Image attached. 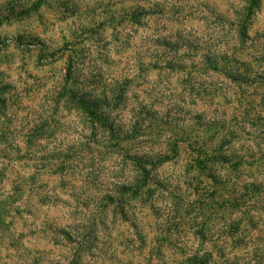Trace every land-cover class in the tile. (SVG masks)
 Here are the masks:
<instances>
[{
    "label": "rangeland",
    "instance_id": "obj_1",
    "mask_svg": "<svg viewBox=\"0 0 264 264\" xmlns=\"http://www.w3.org/2000/svg\"><path fill=\"white\" fill-rule=\"evenodd\" d=\"M246 7L245 0H0V264H185L183 255L198 250H213L211 264H264V196L245 207L256 223L235 231L237 243L227 227L236 213L169 216L175 195L196 197L193 177L212 185L192 171L197 154L186 142L210 145L215 119L235 131L238 149L264 137V0L248 13L242 42L236 24ZM217 54L249 60L247 83L203 69ZM170 60L185 69L168 68ZM79 98L98 101L116 130L100 128ZM154 117L161 120L152 126ZM170 124L191 136L178 152L165 145ZM164 154L149 167L164 187L130 209L140 242L110 197L138 174L132 157ZM233 181L219 189L220 202ZM169 227L159 261L157 239Z\"/></svg>",
    "mask_w": 264,
    "mask_h": 264
},
{
    "label": "trees",
    "instance_id": "obj_2",
    "mask_svg": "<svg viewBox=\"0 0 264 264\" xmlns=\"http://www.w3.org/2000/svg\"><path fill=\"white\" fill-rule=\"evenodd\" d=\"M245 1L247 2V13L244 14V17L236 24L238 38L242 42H245L249 37V23L247 18L250 14H254L256 10H258L261 3V0ZM127 16H129V14ZM131 17L133 19H138L139 15L138 17L134 15ZM184 65L185 63L182 60H170L166 64V66L172 70H184ZM249 65L250 61L240 56L217 54L206 58L203 63V66H206V68L203 69L213 70L216 73L226 75V77L234 83L241 85L247 83L245 79L249 73ZM78 103L84 112L94 118V121H96L95 123L98 122L97 124H99L100 128H110L109 125H111V128L114 131L116 130L114 122L111 124L108 122L111 120L110 115L108 116V113L105 111L103 113L101 110L98 111V101L79 98ZM96 106L97 109L95 110ZM160 120L159 117L152 118V126L159 124ZM211 125L210 129L213 130V140L210 145H208L207 142H200L199 139L191 140L186 143L187 146L197 154L193 161L192 171H195L198 177H201V175L209 177L212 180V185L208 186L209 188H203L199 179L193 177L191 184L194 185V188H197V192H195L196 197L179 201L178 196L175 195V201L171 205L173 208L169 216L171 219L177 216L180 220L187 219L191 221L198 219V217H202L203 219L205 218V221H208L210 218V220L222 219L223 215L226 217L236 213L238 216L229 218V223L226 222L231 232L230 238L235 240V231H237L244 222L250 224L256 223L255 219L257 215L251 209L244 210L245 207L253 208L249 206L250 202L264 196V137H260L261 141H256L253 144L244 143L242 146L239 145L240 148L238 149L235 146L236 143L234 140L237 135L234 134L235 131L232 130V128L229 129L230 127L226 120L215 119ZM169 126L173 137L169 142H165V145L166 147L169 146L172 151L178 152L181 144L191 136L187 135L185 128L175 125L171 126V124ZM207 130H209V128H207ZM229 130L230 132L228 134ZM215 137L220 138L219 140H215ZM242 151L246 154H243ZM167 158L168 156L166 154L158 158H151L149 156L132 157L131 161L138 174L135 175L130 182L121 184L117 189L116 195L110 197L111 202H116L114 205L118 207V212L121 217L130 222L135 232H137L140 237V242H145V235L141 231L140 223L137 222V218H135L134 213H132L130 209L133 207V202L139 201L144 204L147 203V200L155 193L156 187H164V181L153 179L149 167L155 168L159 164L164 163ZM220 168H225L226 172L220 173ZM231 181L233 182L230 187V198L225 199L224 204L220 202L219 189L226 188ZM253 205L256 206V204ZM206 230L208 229L203 226L200 227V230L198 229V233L203 240L207 238ZM173 231L174 228L169 227L163 231L164 236L157 239L159 246L158 249L154 251L155 253L152 251V255L154 253L159 261L165 259V254L160 245L172 241L171 237ZM81 243L82 241L79 240V244ZM235 243H237V240H235ZM222 253H225V251H222ZM214 257L215 253L213 250H198L183 255V262L185 264H211ZM233 264L241 263L238 259H235Z\"/></svg>",
    "mask_w": 264,
    "mask_h": 264
}]
</instances>
